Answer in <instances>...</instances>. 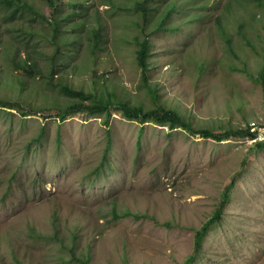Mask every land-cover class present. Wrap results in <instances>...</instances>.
<instances>
[{"label": "rangeland", "instance_id": "374dc122", "mask_svg": "<svg viewBox=\"0 0 264 264\" xmlns=\"http://www.w3.org/2000/svg\"><path fill=\"white\" fill-rule=\"evenodd\" d=\"M29 1L49 18L56 9L60 16L68 15L63 24L71 25L79 18L70 15L78 9L72 0H55L52 5L46 0ZM114 1L116 6L110 8L103 0H79L83 27L76 34L67 28L59 30L60 35L74 34L78 41L77 49L65 43L66 57L59 55L72 63L61 82L115 91L116 98L152 108L131 40L132 33L144 31L153 42L149 80L168 108L189 115L196 127L215 132L249 126L257 134L264 127V85L259 77L263 61L244 44L237 56L223 50L214 24L222 11L220 4L209 1L198 9L202 16L191 21L189 14L196 7L186 2V11L173 12L164 23L179 25L178 31L155 32L153 22L163 4L154 11L157 4L148 3L151 11L144 17L134 9V0ZM206 1L196 0V4ZM249 9L255 13L253 5L241 9L245 22ZM31 16L25 11L20 22L8 23L0 9V64L7 82L15 73L5 56L7 47L16 46L22 58L37 47L44 54L52 49L43 39L48 32L40 20L32 22V49L10 31L14 24L16 28L27 25ZM255 20L256 26L260 16ZM96 21L102 38L92 54L85 45L89 27ZM260 34L264 39V31ZM252 41L256 49L262 45L255 35ZM33 54L34 63L45 68L47 60ZM198 67L204 69L202 75ZM243 69L258 81L247 77ZM2 85L0 95L14 102L19 94ZM19 98L23 111L34 115L0 110V236L9 264L17 263L5 237L20 244L15 253L21 264H60L59 258L68 264L69 257H58L60 247L46 239L53 234L54 224L61 227L66 241L71 233L79 234L78 250H88L92 264H264V139L253 135L221 141L191 135L182 128L131 120L116 104L109 114L100 116L78 112L56 117L57 105L64 106L65 97L40 82H26ZM40 133L42 138L35 141ZM231 183L221 222L190 262L195 230L212 217ZM6 188L11 192L8 198ZM113 204L139 217L115 220ZM55 211L59 221L51 224ZM33 226L41 231V239L29 238L28 228Z\"/></svg>", "mask_w": 264, "mask_h": 264}, {"label": "trees", "instance_id": "16d2710c", "mask_svg": "<svg viewBox=\"0 0 264 264\" xmlns=\"http://www.w3.org/2000/svg\"><path fill=\"white\" fill-rule=\"evenodd\" d=\"M50 5L54 4L55 0H46ZM106 4L111 8L115 7L116 3L114 0H103ZM136 2L134 9L137 12H141L144 17H147L150 13L151 9L148 3H156V8H153L154 11H158V7L160 4H163V10L160 11V14L157 18L154 19L153 28L156 30H169L176 32L180 28L177 24H171L172 26H166L164 23L167 19H170L171 14L179 9L182 11H186L185 3L186 2H194V6L196 10L189 14V20L199 19V16H202V10L206 7L207 3L211 0H207L203 4H196V0H134ZM200 0H198L199 2ZM74 7H78V9H74L70 11V15L78 16L79 18L73 21L71 25L63 24V18L68 17V15H59V10L56 9L54 12V16L49 18L44 14V12L39 11L29 0H0V9L4 12V20L8 23L20 22L22 20V15L27 12H31L34 16L28 18L27 25H22L21 28H16V24L10 26V31L16 34L17 37L22 39L24 45L32 49L30 44L33 43L35 30L33 21H38L42 24H45V28L47 30V35L44 40H48L52 44V49L44 54L38 47L34 49L35 55L42 56L45 60H47V65L45 68H40V65L34 63L32 58H35L32 51H26L27 55L25 57H20L21 54L18 51L16 46L7 47V52H5V56L9 60V65L12 70H14V74H10L12 77V81L7 82L4 77L6 75V71L3 70L0 64V89L2 88V83L7 85L11 89L16 90V93L19 94L15 96L14 102H9V99L3 98L0 95V110L4 112V110H14L21 112L23 116L34 115L35 112H29L28 110L22 109V105L19 103L20 95L22 90L25 88L26 82H40L41 85L49 84L52 85L57 91L65 97V105H57L58 113L55 115L56 117L65 118L67 115H73L78 112H83L86 115L92 116H100L107 112L111 111V108L115 106L120 108L122 113L131 120H140L143 122H153L160 126H166L171 130L182 128L185 131H188L191 135H200L203 137H211L213 139L218 140H226L230 138L237 137H253L254 133L251 132L249 126L244 129L233 130L228 129L225 132H215L209 127L198 128L194 125L191 117L189 115L181 114L178 111L168 108L164 103L160 100V95L155 86L150 83V59L152 55V36L145 34L142 31L141 34L132 33L131 40L136 44L135 47V57L136 62L138 64L139 69L141 70V83L146 87L147 92L150 94L151 100L153 102V107L149 109H144L141 104H130L127 101L116 98V92H108L100 91L96 86L93 89L85 88V86H74L70 85L67 82H61L63 79V75L65 74V69L67 65L72 63H67L68 60L59 59V55L66 57V52L64 51L65 43L74 44V48H78V41L74 40L77 36L74 34L78 33V29L83 27L85 22V17L82 15L81 7L83 4L79 2V0L70 1ZM79 2V3H78ZM220 4L222 11L217 15L215 20V31L218 36L222 38V48L227 54H231L237 56V51L240 48V45L244 44L249 47L260 59L263 61V67L261 72L259 73L261 84L264 85V39L261 38L260 31H264V0H213L211 5ZM248 5H247V4ZM68 5V3H65ZM250 5H253L255 13L260 16L261 22L256 24L255 26V18L257 15L252 14L250 9L248 19L244 21L241 9L246 10ZM208 6V5H207ZM133 8V7H132ZM131 8V9H132ZM200 8V9H199ZM199 9V10H198ZM199 11V12H198ZM111 12V9L108 11ZM26 20V19H24ZM136 24H139L136 22ZM63 28H67V31H71L74 34L65 33V35H60L59 30ZM145 26H143V29ZM248 29H251L249 34L246 33ZM90 35L89 40L85 45V49L87 48L92 54L95 53V50L98 48V42L102 38L101 26L98 21L94 26L89 27ZM38 32H42L39 30ZM60 35V36H59ZM252 35H255L256 38L260 40L262 43L261 46L256 49L254 42L252 41ZM94 59V58H93ZM206 65V62H204ZM204 64H202L203 66ZM234 68V67H233ZM232 68V69H233ZM235 69V68H234ZM233 69V70H234ZM204 69L202 67H198V72L202 75ZM243 72L247 77L251 78L253 81H258L257 77H254L253 74L247 72L243 69ZM95 77V74H94ZM92 77V82L96 84L97 80ZM116 102V103H114ZM54 105V103H50L49 106ZM47 106V107H49ZM56 106V105H55ZM26 108L32 110L28 105ZM7 113V112H5ZM11 114V112H10ZM42 138V133L36 137L35 141H39ZM259 144H263V142H259ZM29 146V144H27ZM107 158V155H104V160ZM14 179V178H13ZM233 186V183L229 184L226 190L222 193L220 201L217 203V206L213 212L212 217L205 222L200 228L195 230V244L192 255H190L189 261H193L196 256L202 250L203 244L209 234L216 225H218L222 220V215L224 213L225 208L227 207L230 201V189ZM4 196L7 198L11 196V192L9 188H6L4 192ZM113 218L120 219L128 216H134L129 211L121 212L117 210V206L113 204L112 210ZM144 216V215H143ZM134 217L138 218L139 216L135 215ZM59 221L58 214L55 211L50 216V222L53 224L55 221ZM166 226L171 227L170 223H166ZM30 232H28V236L30 239L32 238H42V233L37 228L30 227L28 228ZM70 240H65V235H63V230L61 227H57L54 224V232L51 236L46 237L50 242L56 243L61 251L58 254V257L61 255H67L69 257L68 264H92L91 256L88 253V250H78V240L79 234L77 232L71 233ZM2 236H0V264H9V262L5 259L4 254L1 250V241ZM7 239L8 247L11 249L13 260L17 264H21V261L18 259L16 255V250L20 247V244L13 243L8 237ZM14 239V237H12ZM15 246L17 248L15 249ZM52 249V248H49ZM25 249L20 250L24 252ZM19 254V252H18ZM58 262L60 264H64L63 260L59 258ZM127 264V263H126Z\"/></svg>", "mask_w": 264, "mask_h": 264}, {"label": "built area", "instance_id": "2783aa9c", "mask_svg": "<svg viewBox=\"0 0 264 264\" xmlns=\"http://www.w3.org/2000/svg\"><path fill=\"white\" fill-rule=\"evenodd\" d=\"M250 130L252 132H255L256 131V128L251 127ZM262 134H264V127L262 129H260L257 134L254 133V135H255L254 138L264 139V136H261Z\"/></svg>", "mask_w": 264, "mask_h": 264}]
</instances>
